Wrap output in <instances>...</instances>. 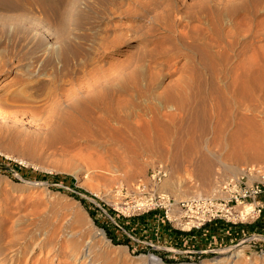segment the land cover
I'll list each match as a JSON object with an SVG mask.
<instances>
[{
    "label": "rangeland",
    "instance_id": "1",
    "mask_svg": "<svg viewBox=\"0 0 264 264\" xmlns=\"http://www.w3.org/2000/svg\"><path fill=\"white\" fill-rule=\"evenodd\" d=\"M0 108L1 264H264L184 225L264 164V0H0Z\"/></svg>",
    "mask_w": 264,
    "mask_h": 264
},
{
    "label": "built area",
    "instance_id": "2",
    "mask_svg": "<svg viewBox=\"0 0 264 264\" xmlns=\"http://www.w3.org/2000/svg\"><path fill=\"white\" fill-rule=\"evenodd\" d=\"M218 198H208L206 200H195L191 203V208L195 207L194 214L190 216L192 228H199L201 225L206 223H212L214 221H222L225 227L236 226L237 223L244 224L249 223V220H254V215H257V218L260 216L263 203L261 198L264 197V164L260 166H251L245 168L240 176L224 179L220 181L217 185ZM249 203L251 205V211L242 215L240 212L235 219L229 223L227 215H233L235 210L240 205H245ZM170 206L169 214L165 211V219L168 222L172 220L179 221L184 218L182 215V208L185 207L183 203L170 204L169 200L165 202V205H162L164 209ZM244 207V206H243ZM195 221V222H194ZM195 223V224H194ZM221 231L224 230L221 228ZM229 231L223 232L227 237ZM240 233H244L242 230ZM262 232L251 233L252 240L261 242L264 244V235ZM221 235V241H226Z\"/></svg>",
    "mask_w": 264,
    "mask_h": 264
},
{
    "label": "bare ground",
    "instance_id": "3",
    "mask_svg": "<svg viewBox=\"0 0 264 264\" xmlns=\"http://www.w3.org/2000/svg\"><path fill=\"white\" fill-rule=\"evenodd\" d=\"M1 109V108H0ZM1 111V110H0ZM1 113V112H0ZM245 207V206H244ZM249 211H251V205H246V207L243 209V211H240L241 213H242V215H244L245 213H248ZM185 226H191V222H189V223H185L184 224ZM189 229V228H188ZM44 241V240H43ZM49 243V242H48ZM53 247H54V245H53ZM20 248V246L19 247H17V249H19ZM40 248H41V250H43V248H45V244L44 243H42L41 245H40ZM54 249V248H53ZM52 249V250H53ZM50 251L51 250H49L48 252H47V256H49V254H51L50 253ZM52 252V251H51ZM43 252H40V254H42ZM49 253V254H48ZM54 256L56 257V255H58V254H61V249L60 248H57V249H55L54 250ZM51 255H53V253L51 254ZM76 256V255H75ZM82 256H83V259L85 260V262H86V260L88 259V257H86L85 256V254L83 255L82 254ZM155 259V258H154ZM37 261V260H36ZM86 263H88V262H86ZM0 264H1V259H0ZM3 264V263H2ZM36 264V263H35ZM38 264H43V261H38Z\"/></svg>",
    "mask_w": 264,
    "mask_h": 264
},
{
    "label": "crops",
    "instance_id": "4",
    "mask_svg": "<svg viewBox=\"0 0 264 264\" xmlns=\"http://www.w3.org/2000/svg\"><path fill=\"white\" fill-rule=\"evenodd\" d=\"M260 222L262 223V230H260V232H264V212H262V216L260 218ZM229 227H230V230H235V229L237 230L238 229L237 227H233V226H229ZM224 230H226V227H224ZM242 230H244L243 227H242ZM195 232L198 233V231H195ZM198 235H199L198 236L199 239L204 238L205 236H207L205 232H200V233H198Z\"/></svg>",
    "mask_w": 264,
    "mask_h": 264
},
{
    "label": "trees",
    "instance_id": "5",
    "mask_svg": "<svg viewBox=\"0 0 264 264\" xmlns=\"http://www.w3.org/2000/svg\"><path fill=\"white\" fill-rule=\"evenodd\" d=\"M106 232H107V236H108L111 240L114 241V240H115L114 237H113L110 233H108V231H106Z\"/></svg>",
    "mask_w": 264,
    "mask_h": 264
}]
</instances>
